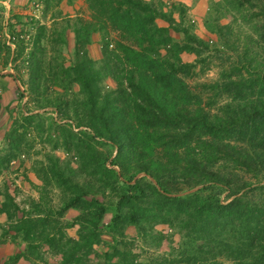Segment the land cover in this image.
<instances>
[{
  "label": "trees",
  "instance_id": "obj_1",
  "mask_svg": "<svg viewBox=\"0 0 264 264\" xmlns=\"http://www.w3.org/2000/svg\"><path fill=\"white\" fill-rule=\"evenodd\" d=\"M84 2L92 21L74 30L73 70L85 94L82 107L95 137L116 149L121 176L135 180L124 181L110 229L145 231L151 226L146 223L165 224L186 232L192 245L183 251L187 264H224L222 258L232 264H264V72L247 78L232 68L223 74V83L203 85L200 91L216 92L203 105L200 91L187 83L196 67L183 64L178 55L199 57L208 45L189 35L185 44H173L168 28L158 27L156 20L173 21L143 0ZM260 14L264 41V4ZM93 33H104L115 45L112 51V44L105 46L97 69L85 49ZM113 33L117 39L110 38ZM108 76L117 88L103 93L100 85ZM219 96L231 102L225 112L212 114L210 101ZM46 173L71 195L62 209L50 210L46 218L33 211L19 217V206L5 194L0 210L10 231L27 242L28 254L40 258L37 251L47 246L61 256L60 264H137L133 242H118L112 253L93 250L95 230L108 213L105 206L82 221L93 226L91 235L66 238L57 216L80 207L84 195L64 170L53 167ZM33 207L38 210L39 204Z\"/></svg>",
  "mask_w": 264,
  "mask_h": 264
},
{
  "label": "rangeland",
  "instance_id": "obj_2",
  "mask_svg": "<svg viewBox=\"0 0 264 264\" xmlns=\"http://www.w3.org/2000/svg\"><path fill=\"white\" fill-rule=\"evenodd\" d=\"M143 1L173 21L170 25L162 18L156 20L158 27L168 28L173 44H185L189 35L208 45L209 49L199 57L190 52L178 55L183 64L196 67V74L187 81L193 90L223 83V74L232 68L239 69L247 78L250 73L263 74L264 41L259 27L263 24L260 12L264 0ZM30 6L23 14L12 15L8 23L6 18L5 24L0 19V210L5 194H10L19 206V217L33 211L34 215L46 218V213L62 209L71 195L46 173L53 167L60 168L84 195L80 207L57 216L66 238L77 241L80 233L91 235L93 226L82 221L93 219L96 208L105 206L108 213L95 230V252L112 253L118 242H133L131 252L137 264H187L183 251L192 245L185 231L155 223H146L151 226H145V231L135 227L110 229L124 181L133 184L135 180L130 174L121 176L115 163L116 149L107 140L95 137L82 107L85 94L73 73L74 30L92 21L86 3L42 0L41 6L38 2ZM0 15L5 16L2 11ZM117 37L113 33L110 38ZM89 41L85 47L87 56L95 62L96 69L100 68L105 46L112 44L108 47L112 51L114 42L106 39L104 33L91 34ZM192 46L201 49L197 42ZM100 86L105 93L115 90L117 83L108 76ZM215 93L200 91L203 105ZM228 102L231 100L219 96L210 101L214 104L208 108L212 114L220 115ZM14 142H20L19 146L15 147ZM101 162L106 170L98 166ZM226 195L222 194L221 200ZM33 204H39L37 212ZM9 227L7 216L0 213L1 264L61 263V256L53 255L47 246L37 251L40 258L29 255L27 242L16 237ZM220 261L232 264L227 259Z\"/></svg>",
  "mask_w": 264,
  "mask_h": 264
},
{
  "label": "crops",
  "instance_id": "obj_3",
  "mask_svg": "<svg viewBox=\"0 0 264 264\" xmlns=\"http://www.w3.org/2000/svg\"><path fill=\"white\" fill-rule=\"evenodd\" d=\"M41 1L42 0H0V12L2 11V13L5 14V16L1 17L0 19L3 22V19L6 18L5 22L8 23L9 18L12 19L14 14H16V13H20V14L22 13L23 14L27 9H30V7H31L30 4L32 2H38V5L41 6ZM3 24H5V23L3 22ZM2 259L3 258L0 255V264L2 262Z\"/></svg>",
  "mask_w": 264,
  "mask_h": 264
}]
</instances>
